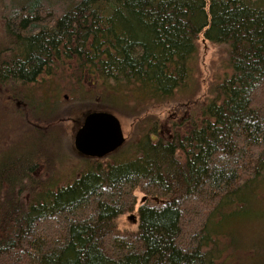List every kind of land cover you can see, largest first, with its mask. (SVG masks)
I'll return each mask as SVG.
<instances>
[{
	"label": "trees",
	"instance_id": "16d2710c",
	"mask_svg": "<svg viewBox=\"0 0 264 264\" xmlns=\"http://www.w3.org/2000/svg\"><path fill=\"white\" fill-rule=\"evenodd\" d=\"M0 15V86L17 106L12 91L62 81L79 102L150 110L189 88L200 38L227 57L166 138L150 122L117 160L128 145L101 159L72 146L71 183L33 177L52 156L0 155V264H226L221 243L239 235L225 224L264 221V0H0ZM125 213L133 232L117 228Z\"/></svg>",
	"mask_w": 264,
	"mask_h": 264
},
{
	"label": "rangeland",
	"instance_id": "374dc122",
	"mask_svg": "<svg viewBox=\"0 0 264 264\" xmlns=\"http://www.w3.org/2000/svg\"><path fill=\"white\" fill-rule=\"evenodd\" d=\"M1 24L2 20L0 18V26ZM1 35L0 32V41L1 45H3L6 38L3 39ZM196 45L197 65L189 88L181 92L178 91L168 104H157L150 110H127L119 100H114L111 103L115 110L109 111L98 108L96 103L79 102L78 96L70 89V83H62V81L43 83L40 88L31 85L22 86L19 91H12L11 94L13 93V95L20 97L17 99L20 105L17 106L6 101V97L2 95L4 90L0 86V155L5 152V155H9L12 161L17 159L16 154L22 153L30 155L32 152H36L46 157L52 156L54 161L51 164L52 168L50 171L47 173H45L46 171L42 172V167L35 176H32L41 180L39 183L48 184L47 187L53 188L71 183L80 170L78 169L80 164L84 162H79L78 158L71 152V149L73 135L81 125L82 119L87 112L106 110L105 112L112 113L119 120L125 138L124 145L128 146L122 147L119 150V154L113 157L114 160L131 156L130 145L144 135L150 122L156 128V132L158 131V133H151V135L154 137V135L159 134L161 138H166L173 133L172 129L174 128L175 130L174 124H177L184 114L192 113V108L197 103L205 102L210 98L208 94L209 88L213 83H216L218 73L224 69V61L227 57L225 48L222 45L212 44L201 38ZM58 87L62 89L56 93ZM63 89H66V92H61ZM25 99L30 103V110H46V116L40 117L36 112L29 113L27 107L23 108L22 105H26ZM178 108L182 110H176ZM123 112H130V115ZM77 113H80L78 120H72L75 115L78 117ZM61 117L65 119L62 126L58 121L51 120L52 118L56 120ZM21 119L23 120L24 128H39L37 130L33 129L32 132L23 131ZM54 123L56 125H53ZM180 127L184 128L185 126ZM253 186L254 184L248 189ZM246 190L242 191L239 198H246V200L250 198L248 196L249 191ZM259 193L264 196V189L260 190ZM134 194L137 198L136 208L144 199V194L138 190H135ZM260 205L262 204L256 203L252 205V208L258 210ZM130 215L125 213L118 218L117 228L119 231L133 232L135 230L137 219L132 221L129 218ZM230 226L235 227V231L238 230L236 234L239 236L231 237L221 243L220 249L227 248L221 255L223 261L226 264H264V221H235L230 225L225 224L227 231L231 230ZM254 235L257 236L251 239ZM243 241L250 248L256 250L258 254L252 250L253 255L251 256L250 253L252 252L244 251ZM249 255L250 260H248Z\"/></svg>",
	"mask_w": 264,
	"mask_h": 264
},
{
	"label": "water",
	"instance_id": "95a60500",
	"mask_svg": "<svg viewBox=\"0 0 264 264\" xmlns=\"http://www.w3.org/2000/svg\"><path fill=\"white\" fill-rule=\"evenodd\" d=\"M124 142L119 120L112 113L105 111L86 114L73 135L75 151L84 157L95 159L114 153ZM130 219L134 220V216H130Z\"/></svg>",
	"mask_w": 264,
	"mask_h": 264
},
{
	"label": "bare ground",
	"instance_id": "6f19581e",
	"mask_svg": "<svg viewBox=\"0 0 264 264\" xmlns=\"http://www.w3.org/2000/svg\"><path fill=\"white\" fill-rule=\"evenodd\" d=\"M79 127H80V126H79ZM72 146H73V145H72ZM121 147H122V146H121ZM74 151H75V150H74ZM75 152H76V151H75ZM132 221H133V220H132ZM132 221H131V222H132Z\"/></svg>",
	"mask_w": 264,
	"mask_h": 264
},
{
	"label": "flooded vegetation",
	"instance_id": "af4514ba",
	"mask_svg": "<svg viewBox=\"0 0 264 264\" xmlns=\"http://www.w3.org/2000/svg\"><path fill=\"white\" fill-rule=\"evenodd\" d=\"M82 123V122H81Z\"/></svg>",
	"mask_w": 264,
	"mask_h": 264
}]
</instances>
